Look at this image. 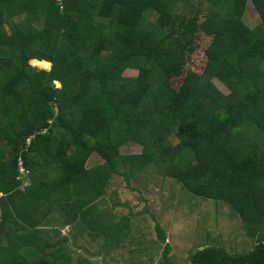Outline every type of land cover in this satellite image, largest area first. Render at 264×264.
Instances as JSON below:
<instances>
[{"label":"trees","instance_id":"obj_1","mask_svg":"<svg viewBox=\"0 0 264 264\" xmlns=\"http://www.w3.org/2000/svg\"><path fill=\"white\" fill-rule=\"evenodd\" d=\"M149 172L229 207L252 248L176 262L156 224L142 264H264V0H0V264H91L115 247L121 264L120 231L133 250L149 232L121 187L143 199L132 183Z\"/></svg>","mask_w":264,"mask_h":264},{"label":"rangeland","instance_id":"obj_2","mask_svg":"<svg viewBox=\"0 0 264 264\" xmlns=\"http://www.w3.org/2000/svg\"><path fill=\"white\" fill-rule=\"evenodd\" d=\"M244 22L251 28H255L261 23L260 16L251 1L247 4ZM211 41V37L204 34L200 35L197 50L193 55L191 69L199 71V69L205 65V50L210 45ZM36 63L39 62L32 63L34 68L41 70H49L51 68L49 63L42 62L41 67ZM138 74L137 70L129 69L124 75L125 77H136ZM214 83L222 92L229 94L228 88L222 83L219 81H214ZM141 151L142 148L136 146L127 147L123 152L126 154H140ZM99 160L100 159L96 156L87 167L91 168L100 165L101 162ZM149 173L150 174L146 175L142 174V177L138 179L140 180L139 183H132V185L142 190L143 199L138 194L128 191L125 185L121 187L122 193L120 195V201L122 204H126L130 207V212H132L134 217L136 216V221H139L140 227L144 224L148 226L149 230V232L145 233L143 236L144 242H142L144 244L135 247V250L131 247L135 242L133 241L130 244L132 238L127 237L128 239L124 240V238L128 236V233L124 230L120 231L121 235L119 238L116 237V241L123 240L125 243H128L126 258L121 254L118 256L121 264H142L143 261L148 262L150 251L153 252L148 248V245H151L149 242L152 241L153 238L156 240V232L154 231V226L156 224H160L165 231L167 238L166 244L171 248L170 257L176 262L186 260L190 252L201 245H219L237 254L250 251L252 248L251 239L244 233L238 215L229 207L215 201H205L196 197L194 198L182 188L178 187V185H173L169 178L166 179L157 174L152 175L151 172ZM112 199H114L113 195ZM114 201L116 203L118 200L115 199ZM105 205L108 204L105 203ZM146 208L147 211H145ZM118 211L128 212L125 209H118ZM69 232L70 229L66 228L61 234L65 236L68 235ZM79 241H81L79 246L85 245L91 253L97 252V246L89 248V246H86V244L82 242L83 240L80 239ZM87 241H89V239ZM101 242H103V240ZM158 242L159 244H156L157 247L155 249L157 251L159 250V252L163 251L166 244H162L159 240ZM139 251H142V253ZM115 252H118L117 247L114 248L112 253L103 249L100 256L96 257V260H99L101 264H114L110 259H114L112 255L118 254H115ZM159 252H155L154 255L157 256L158 254L159 257ZM96 260L94 261L95 263L92 262L91 264H96Z\"/></svg>","mask_w":264,"mask_h":264},{"label":"built area","instance_id":"obj_3","mask_svg":"<svg viewBox=\"0 0 264 264\" xmlns=\"http://www.w3.org/2000/svg\"><path fill=\"white\" fill-rule=\"evenodd\" d=\"M57 2L60 4V5H62V3H63V0H57ZM62 8H64L63 6H61ZM22 173H24V171L22 170L21 171Z\"/></svg>","mask_w":264,"mask_h":264},{"label":"clouds","instance_id":"obj_4","mask_svg":"<svg viewBox=\"0 0 264 264\" xmlns=\"http://www.w3.org/2000/svg\"><path fill=\"white\" fill-rule=\"evenodd\" d=\"M50 65H51V63H50ZM51 66H52V65H51ZM50 69H51V68H50ZM50 69H49V70H50Z\"/></svg>","mask_w":264,"mask_h":264},{"label":"crops","instance_id":"obj_5","mask_svg":"<svg viewBox=\"0 0 264 264\" xmlns=\"http://www.w3.org/2000/svg\"><path fill=\"white\" fill-rule=\"evenodd\" d=\"M50 64V63H49Z\"/></svg>","mask_w":264,"mask_h":264}]
</instances>
